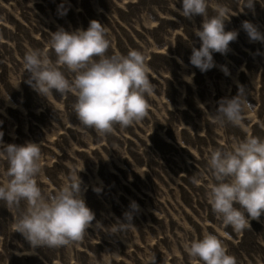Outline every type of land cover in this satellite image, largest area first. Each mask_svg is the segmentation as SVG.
I'll return each mask as SVG.
<instances>
[{
	"label": "rangeland",
	"instance_id": "374dc122",
	"mask_svg": "<svg viewBox=\"0 0 264 264\" xmlns=\"http://www.w3.org/2000/svg\"><path fill=\"white\" fill-rule=\"evenodd\" d=\"M219 2L230 14L225 30L237 37L225 53L213 52L214 66L202 72L189 60L200 46L195 30L202 17L181 16L180 0H0V140L40 144L37 183L44 193L83 167L81 195L95 214L82 240L32 248L12 231L25 202L0 201V264H102L105 256L111 264H146L152 257L150 264H200L184 243L204 231L217 235L236 264H264V214L235 232L217 218L206 196L209 150L249 135L264 138V41L250 40L242 27L247 20L264 34V0L243 8L244 0ZM90 19L107 29L106 55L130 49L145 54L154 89L146 94L143 119L128 127L115 123L103 135L79 122L74 93L53 89L42 97L26 82L23 68L26 50L45 48L50 31L86 28ZM49 57L55 61L51 49ZM238 86L250 110L241 125L218 127L210 115ZM6 168L0 159V180ZM132 201L139 206L132 224L110 232L117 220L125 221Z\"/></svg>",
	"mask_w": 264,
	"mask_h": 264
},
{
	"label": "clouds",
	"instance_id": "9594fccd",
	"mask_svg": "<svg viewBox=\"0 0 264 264\" xmlns=\"http://www.w3.org/2000/svg\"><path fill=\"white\" fill-rule=\"evenodd\" d=\"M180 3L181 8L176 11L181 16L202 17L195 30L200 46L192 48L189 60L200 71H206L214 66L212 53H225L237 32L225 30L230 14L219 0ZM252 4L253 0H244L242 8ZM59 10L66 11L62 7ZM242 27L250 40L264 41V34L251 22L243 21ZM108 48L107 29L96 19H90L86 28L67 31L60 27L50 31L45 48H28L23 56V68L29 77L26 82L42 97L53 89L60 94L74 93L73 109L79 122L101 135L111 132L115 123L128 127L146 115V94L154 89L143 52L130 49L127 54L106 55ZM49 49L54 52L55 61L50 59ZM62 68L74 74L71 80ZM224 71L227 74L226 68ZM185 79L191 82L192 76ZM246 110H250V103L244 87L238 86L235 95L219 100L210 116L218 127L239 126ZM40 158L39 143L5 144L0 140V159L7 162L0 180V201L8 206H17L21 201L26 204L12 231L21 233L32 248L67 246L80 241L95 215L81 195L78 172L83 167L65 178L54 192L44 193L37 183L42 171ZM207 161L211 178L206 196L213 213L235 232L250 228L249 221L264 214V138L249 135L229 146L210 149ZM129 208L123 214L125 221L117 220L110 232H123L132 224L133 211L139 206L132 201ZM184 248L200 264H236L223 242L208 231L185 241ZM153 260L154 257L150 258L146 264ZM102 264H111L110 257H103Z\"/></svg>",
	"mask_w": 264,
	"mask_h": 264
}]
</instances>
